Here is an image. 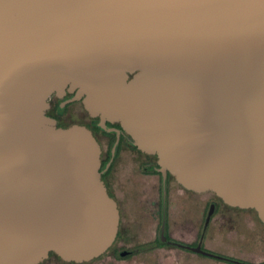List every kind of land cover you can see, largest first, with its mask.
Instances as JSON below:
<instances>
[{
  "label": "water",
  "instance_id": "1",
  "mask_svg": "<svg viewBox=\"0 0 264 264\" xmlns=\"http://www.w3.org/2000/svg\"><path fill=\"white\" fill-rule=\"evenodd\" d=\"M67 88L264 222V0H0V264L85 263L117 238L98 141L46 114Z\"/></svg>",
  "mask_w": 264,
  "mask_h": 264
},
{
  "label": "flooded vegetation",
  "instance_id": "2",
  "mask_svg": "<svg viewBox=\"0 0 264 264\" xmlns=\"http://www.w3.org/2000/svg\"><path fill=\"white\" fill-rule=\"evenodd\" d=\"M77 91L66 89L59 96L53 93L48 102L46 114L57 122L58 127L68 128L73 125L86 126L98 141L101 147V173L107 190L118 204L120 210V227L114 244L107 251H114L122 256L134 253L132 249H123L118 245L119 239L131 241L127 228L122 230L124 217L122 200L116 190L121 186L120 170L127 160L138 165L139 174L145 180L143 207L144 217L153 223L154 233L145 236L144 248L156 250L173 247L188 256L195 255L198 259L213 261L219 264H264V235L260 236L258 249L255 238L246 240L240 235H231L237 232L234 213L254 212V209H243L231 206L213 192H195L179 184L176 178L167 172L160 171L158 157L141 151L133 144L132 137L125 131L119 122L105 121L101 117H93L86 110L83 99H75ZM196 209V210H194ZM199 209V212H197ZM194 212H197L194 216ZM217 230V240L213 229ZM224 231H226L225 234ZM222 239L227 242V249H211V243ZM215 243V245H216ZM201 250H195L199 248ZM209 253V254H208ZM52 257L65 264H80L61 259L55 253L40 264H44Z\"/></svg>",
  "mask_w": 264,
  "mask_h": 264
},
{
  "label": "rangeland",
  "instance_id": "3",
  "mask_svg": "<svg viewBox=\"0 0 264 264\" xmlns=\"http://www.w3.org/2000/svg\"><path fill=\"white\" fill-rule=\"evenodd\" d=\"M121 186L116 190L118 197L122 200L123 220L122 230L128 229L131 241L125 242L119 239L118 245L123 249H132L134 253L121 257L114 251H109L89 262L80 264H219L213 261H205L198 259L195 255L188 256L180 250L173 247L159 248L150 250L144 248L143 241L145 236L154 233V225L144 217L145 208L143 207L145 191V180L139 174L138 165L132 160H127L126 165L120 170ZM196 210V209H194ZM199 212V209L198 211ZM197 212H194V216ZM234 219L237 226V232H230L231 235H240L243 239L252 240L255 238L256 249H258L257 240L264 235V225H262L254 212L234 213ZM126 231V229H125ZM224 231L223 234L227 235ZM217 240V230L213 229ZM216 243V242H215ZM215 243H211V249L223 250L227 249V242L220 239ZM44 264H65L55 257H52Z\"/></svg>",
  "mask_w": 264,
  "mask_h": 264
}]
</instances>
